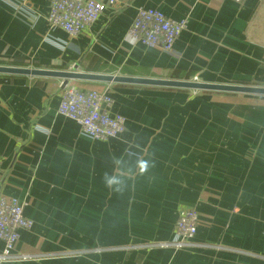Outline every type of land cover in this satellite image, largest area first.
Masks as SVG:
<instances>
[{
	"label": "crops",
	"instance_id": "1",
	"mask_svg": "<svg viewBox=\"0 0 264 264\" xmlns=\"http://www.w3.org/2000/svg\"><path fill=\"white\" fill-rule=\"evenodd\" d=\"M139 7L188 20L173 52L128 35ZM49 11L0 0V65L264 87V0H126L78 37ZM63 81L0 73V195L24 203L15 252L34 257L0 264H264V94L69 80L127 119L94 139L59 113ZM186 206L194 242L160 246Z\"/></svg>",
	"mask_w": 264,
	"mask_h": 264
},
{
	"label": "built area",
	"instance_id": "2",
	"mask_svg": "<svg viewBox=\"0 0 264 264\" xmlns=\"http://www.w3.org/2000/svg\"><path fill=\"white\" fill-rule=\"evenodd\" d=\"M126 0H50L48 21L63 29L69 36L78 37L90 28L108 6ZM242 3L243 0H236ZM188 20H174L153 7H139L128 35L148 47H159L173 52L176 40L187 27ZM113 99L107 91L83 89L73 82L63 87L59 113L77 122L82 134L94 139H108L121 135L127 119L112 111ZM199 213L194 206L182 207L170 241L158 243L176 248L192 244L198 232ZM33 220L24 213V203L17 197L0 195V240L4 247L1 261L33 259L32 255L15 252L20 231L30 229Z\"/></svg>",
	"mask_w": 264,
	"mask_h": 264
},
{
	"label": "water",
	"instance_id": "3",
	"mask_svg": "<svg viewBox=\"0 0 264 264\" xmlns=\"http://www.w3.org/2000/svg\"><path fill=\"white\" fill-rule=\"evenodd\" d=\"M77 68L78 66H75L74 69L71 70H52V69L0 65V73L32 74V75L59 77L64 80L62 87H65V85L69 82V80H80V81L128 82V83H138L144 85H154V86H163V87L189 88L194 90H213V91L264 94V87H257V86L204 83V82L191 81V80H174V79L154 78V77L124 76V75H114L107 73H86V72L77 71Z\"/></svg>",
	"mask_w": 264,
	"mask_h": 264
},
{
	"label": "clouds",
	"instance_id": "4",
	"mask_svg": "<svg viewBox=\"0 0 264 264\" xmlns=\"http://www.w3.org/2000/svg\"><path fill=\"white\" fill-rule=\"evenodd\" d=\"M149 166L148 161L139 162V170L144 172ZM104 183L106 187L112 189L115 192H119L123 189L124 183L122 179L114 174H106L104 177Z\"/></svg>",
	"mask_w": 264,
	"mask_h": 264
}]
</instances>
